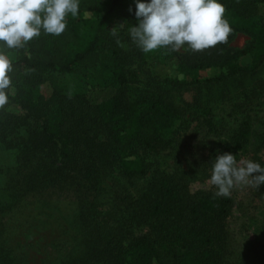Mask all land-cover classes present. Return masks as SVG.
Wrapping results in <instances>:
<instances>
[{"label": "trees", "instance_id": "trees-1", "mask_svg": "<svg viewBox=\"0 0 264 264\" xmlns=\"http://www.w3.org/2000/svg\"><path fill=\"white\" fill-rule=\"evenodd\" d=\"M219 2L233 29L226 44L185 53L167 47L145 53L135 44L136 60L149 79L144 87L116 45L124 23L138 26L136 0H79L78 14L67 15L62 34L41 29L38 37L15 49L0 42L13 63L14 92L6 105L23 112L20 116L0 109V139L6 140L18 126L27 131L18 145V168L27 169L18 174L23 190L72 185L85 191L113 170L129 182L146 181L137 197L124 192L120 204L102 214L81 207L87 244L74 264H219L230 199L150 170L145 158L169 147L166 135L181 113L159 90L167 78L155 68L188 72L216 67L219 78H226L264 61V25L253 8L264 0ZM238 32L248 34L250 42L229 51ZM82 68L95 71L91 89L100 92H63L49 81L53 73ZM227 148L207 149L211 168ZM134 225L144 233L133 235Z\"/></svg>", "mask_w": 264, "mask_h": 264}, {"label": "rangeland", "instance_id": "rangeland-1", "mask_svg": "<svg viewBox=\"0 0 264 264\" xmlns=\"http://www.w3.org/2000/svg\"><path fill=\"white\" fill-rule=\"evenodd\" d=\"M253 8L256 20L264 25V2ZM130 28L131 24H123L117 39L124 46L116 45L144 87L149 79L136 60ZM249 42L248 34L238 32L228 50L243 48ZM187 48L185 45L178 52L192 51ZM154 72L167 78L159 83V90L181 113L166 135L169 147L145 155L150 170L173 175L191 189L216 192L210 183L209 147L228 145L227 152L235 155L238 163L251 160L264 167V61L252 71L226 78H219L216 67L188 72L161 67ZM94 75V70L82 68L53 73L48 80L63 92L90 90L94 94L100 92L91 89ZM1 111L23 115L12 105ZM26 133L24 126H18L6 140L0 139V264H74L87 244L85 223L79 218L81 207L102 214L116 202L120 204L128 191L132 199L137 197L146 181L138 178L129 182L113 170L99 178L96 188L85 191L72 185L23 190L18 174L27 169L18 168L17 160L18 145ZM228 198L231 210L222 234L219 264H264V185L258 189L237 186ZM144 231L136 225L131 229L133 235Z\"/></svg>", "mask_w": 264, "mask_h": 264}, {"label": "clouds", "instance_id": "clouds-1", "mask_svg": "<svg viewBox=\"0 0 264 264\" xmlns=\"http://www.w3.org/2000/svg\"><path fill=\"white\" fill-rule=\"evenodd\" d=\"M78 11L79 0H0V42L6 49L22 48L41 29L58 36L66 29L67 15L75 17ZM225 11L219 0H136L138 26L130 28V37L145 53L161 47L180 51L185 45V50L203 51L228 42L233 29ZM116 28L111 30L113 36ZM116 43L124 46L119 39ZM12 72L11 59L0 49V109L14 92ZM210 183L217 188L214 197L228 198L237 186L264 185V167L251 160L238 163L235 155L225 152L212 163Z\"/></svg>", "mask_w": 264, "mask_h": 264}]
</instances>
